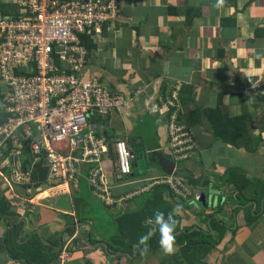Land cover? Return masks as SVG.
<instances>
[{"label":"crops","instance_id":"crops-1","mask_svg":"<svg viewBox=\"0 0 264 264\" xmlns=\"http://www.w3.org/2000/svg\"><path fill=\"white\" fill-rule=\"evenodd\" d=\"M216 2L122 0L117 18L92 39L86 77L98 76L110 91L128 99L105 119L93 115L92 124L111 141L127 139L135 154L132 173L121 181L114 179L112 152L102 165L116 195L142 191L121 206H107L93 193L88 181L92 165L84 163L70 194L45 193L31 203L23 185L0 176V201L17 214L12 222L0 217V238L21 224L19 241L36 233L47 245L56 242L64 258L49 264L174 262L176 244L172 254L151 247L154 216L145 222L150 226L147 244L143 237H124L123 225L130 219L125 215L145 207L153 188H147L150 180L167 175L153 152L173 160L163 99L174 90L196 141L193 157L175 161L171 172L191 187L192 195L180 199L168 186L163 194L172 209L180 205V229L174 234L186 229L219 233L213 227L217 219L226 229L206 255L207 264H264V196L242 202L237 186L227 179L233 171L241 184L264 181V0H220L218 8ZM0 5L13 10L16 0H0ZM5 91L0 80V127L8 117ZM27 158L26 150L21 159L29 168ZM244 190L252 196V187ZM200 194L207 195L204 205L197 200ZM116 241L123 242L124 250H114ZM21 261L26 259L12 257L0 243V264Z\"/></svg>","mask_w":264,"mask_h":264},{"label":"built area","instance_id":"built-area-1","mask_svg":"<svg viewBox=\"0 0 264 264\" xmlns=\"http://www.w3.org/2000/svg\"><path fill=\"white\" fill-rule=\"evenodd\" d=\"M122 0H16L19 15L0 10V80L5 83L3 105L8 114L0 127V176L25 187L29 202L43 194L77 188L84 163L91 164L88 181L107 206H121L141 189L116 195L102 163L112 152L115 181L132 173L135 154L127 139L108 140L92 124L127 104L98 76L86 77L89 50L81 35L99 37L117 18ZM168 107V149L174 162L196 152L191 128L180 118L174 90L163 99ZM96 126V125H95ZM28 151L29 168L22 156ZM42 162L44 181L34 165ZM67 184L68 189L61 186ZM166 185L180 199L191 187L173 173L155 177L147 188ZM62 259L64 255L60 256Z\"/></svg>","mask_w":264,"mask_h":264},{"label":"trees","instance_id":"trees-1","mask_svg":"<svg viewBox=\"0 0 264 264\" xmlns=\"http://www.w3.org/2000/svg\"><path fill=\"white\" fill-rule=\"evenodd\" d=\"M15 6L16 7H14L13 10H8L0 5V10L6 14L11 13L16 16L19 15L21 11L20 7L17 4ZM81 38L88 50L93 48L92 38L89 33L82 34ZM167 92L170 93L171 91ZM180 118L184 121L181 114ZM107 139L110 140L109 137H107ZM25 162L26 165H29V158H27ZM227 179L235 183V185L237 186V198L242 202L249 200V198L251 197L264 196V181L257 180V182H255L253 180L248 179L245 184H241L239 178L237 177V174L233 171L227 173ZM249 187L253 188L252 196H248L246 191L244 190ZM167 189L168 187L166 185L154 186L151 189V197L148 199V202L146 203L145 207L141 210V212H138L139 214L132 213L130 215H125L124 218L130 219L128 220L129 222L127 221L128 225L123 224L126 226L124 228L125 232L121 229L120 226V231L124 232L125 234L124 237H129L131 241H140L139 239L141 237L146 240L150 226L147 225L145 222L148 217L154 216V213L156 211L163 212L165 214V217H167V215L171 212L173 214V218L175 220L176 225L174 231L180 229L181 215L173 213L172 205L164 199L163 194ZM15 215L17 214L12 212L8 206H4L3 201H0V217L8 218L10 219V222H12L13 220H15ZM213 227L219 233L215 231L216 233L211 234L204 230L197 229L189 231V229H186L182 233L174 234L175 244L179 247V250L178 253L174 256L175 261L168 264H207L205 260L206 255L212 248L217 246L226 229V225L218 221L217 219H214ZM20 229L21 224H17L13 228L7 230L4 239L0 238L1 247L3 248L4 246H7L12 257H22L26 259V261H21L20 264H49L51 262L59 260V256L62 249L55 248V246L57 245L56 242H54L56 244L54 246L47 245L40 239V237L36 233H34L26 242H21L18 240ZM71 229L73 230L74 228H69L68 231L71 232ZM54 241H57V239H55ZM115 244V251L124 250V247L122 246L123 242L116 241ZM128 246H131V243ZM151 247H160L158 232H155V234L151 237ZM161 264L167 263L161 262Z\"/></svg>","mask_w":264,"mask_h":264},{"label":"clouds","instance_id":"clouds-1","mask_svg":"<svg viewBox=\"0 0 264 264\" xmlns=\"http://www.w3.org/2000/svg\"><path fill=\"white\" fill-rule=\"evenodd\" d=\"M217 8L220 6V0H217ZM250 79V77H249ZM180 205H174L173 212L179 213ZM175 220L173 214L170 212L167 217L161 211H156L154 213L153 219V231L159 233V246L165 254H172L175 249Z\"/></svg>","mask_w":264,"mask_h":264},{"label":"water","instance_id":"water-1","mask_svg":"<svg viewBox=\"0 0 264 264\" xmlns=\"http://www.w3.org/2000/svg\"><path fill=\"white\" fill-rule=\"evenodd\" d=\"M153 155L155 157L158 158V163H160V165L162 166V169L165 173L167 174H171V172L173 171V168L175 166V162L173 160H170L168 158H166L165 156H163L162 154L158 153V152H153ZM34 167L37 169L38 175H39V179L41 181H43L46 178V169L42 166V162L39 161L38 163H36L34 165ZM197 200L202 203L203 205L206 204L207 202V195L206 194H200L197 196Z\"/></svg>","mask_w":264,"mask_h":264},{"label":"rangeland","instance_id":"rangeland-1","mask_svg":"<svg viewBox=\"0 0 264 264\" xmlns=\"http://www.w3.org/2000/svg\"><path fill=\"white\" fill-rule=\"evenodd\" d=\"M140 163L142 164L143 163V161L140 159ZM139 170L140 171H143V170H145L142 166H140V168H139ZM38 173V172H37ZM39 176V175H38ZM109 180V179H108ZM111 181V180H110Z\"/></svg>","mask_w":264,"mask_h":264}]
</instances>
